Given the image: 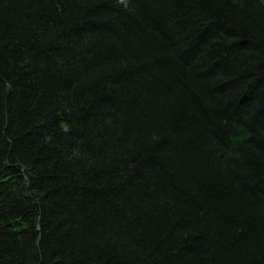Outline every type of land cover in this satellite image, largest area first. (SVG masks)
Instances as JSON below:
<instances>
[{
	"label": "trees",
	"instance_id": "16d2710c",
	"mask_svg": "<svg viewBox=\"0 0 264 264\" xmlns=\"http://www.w3.org/2000/svg\"><path fill=\"white\" fill-rule=\"evenodd\" d=\"M0 264H264V0H0Z\"/></svg>",
	"mask_w": 264,
	"mask_h": 264
}]
</instances>
